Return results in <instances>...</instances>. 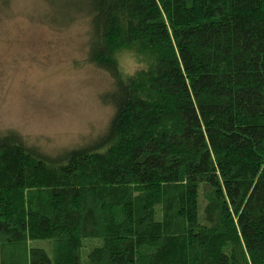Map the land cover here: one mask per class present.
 Returning <instances> with one entry per match:
<instances>
[{
  "label": "trees",
  "instance_id": "1",
  "mask_svg": "<svg viewBox=\"0 0 264 264\" xmlns=\"http://www.w3.org/2000/svg\"><path fill=\"white\" fill-rule=\"evenodd\" d=\"M41 1L111 116L54 155L0 129V264H264V0Z\"/></svg>",
  "mask_w": 264,
  "mask_h": 264
},
{
  "label": "rangeland",
  "instance_id": "2",
  "mask_svg": "<svg viewBox=\"0 0 264 264\" xmlns=\"http://www.w3.org/2000/svg\"><path fill=\"white\" fill-rule=\"evenodd\" d=\"M46 14L41 0L0 6V129L54 155L103 132L111 109L99 97L111 82L85 62V23L62 28Z\"/></svg>",
  "mask_w": 264,
  "mask_h": 264
},
{
  "label": "clouds",
  "instance_id": "3",
  "mask_svg": "<svg viewBox=\"0 0 264 264\" xmlns=\"http://www.w3.org/2000/svg\"><path fill=\"white\" fill-rule=\"evenodd\" d=\"M114 59L121 79L125 80L135 79L138 74L148 72L154 63L130 49L116 52Z\"/></svg>",
  "mask_w": 264,
  "mask_h": 264
}]
</instances>
